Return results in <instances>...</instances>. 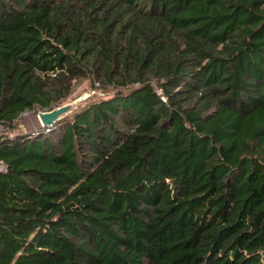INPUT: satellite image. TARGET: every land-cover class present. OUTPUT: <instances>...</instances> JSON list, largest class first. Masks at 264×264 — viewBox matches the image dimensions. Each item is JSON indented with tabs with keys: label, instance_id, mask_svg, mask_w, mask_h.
Returning a JSON list of instances; mask_svg holds the SVG:
<instances>
[{
	"label": "trees",
	"instance_id": "trees-1",
	"mask_svg": "<svg viewBox=\"0 0 264 264\" xmlns=\"http://www.w3.org/2000/svg\"><path fill=\"white\" fill-rule=\"evenodd\" d=\"M0 164V264H264V0H0Z\"/></svg>",
	"mask_w": 264,
	"mask_h": 264
},
{
	"label": "rangeland",
	"instance_id": "rangeland-1",
	"mask_svg": "<svg viewBox=\"0 0 264 264\" xmlns=\"http://www.w3.org/2000/svg\"><path fill=\"white\" fill-rule=\"evenodd\" d=\"M92 93H93V90L88 89V83L86 81H84L74 89L73 93L63 103L74 101L75 102L74 109H75L78 106V104L82 103L83 100L87 96H89V94H92ZM63 103H61V104H63ZM39 111H41V110H39ZM70 112H68V113H70ZM37 113H38V111L36 112V111H31V110H27V111L23 112L21 114V117H19L17 119V127L14 129L13 133L14 134H17V133H20V134L35 133V134H38L41 131L46 132V129H45L46 127L42 126L41 123L39 122Z\"/></svg>",
	"mask_w": 264,
	"mask_h": 264
},
{
	"label": "water",
	"instance_id": "water-1",
	"mask_svg": "<svg viewBox=\"0 0 264 264\" xmlns=\"http://www.w3.org/2000/svg\"><path fill=\"white\" fill-rule=\"evenodd\" d=\"M75 102H66L49 110L38 111L37 116L42 126L49 127L70 111H73Z\"/></svg>",
	"mask_w": 264,
	"mask_h": 264
},
{
	"label": "built area",
	"instance_id": "built-area-1",
	"mask_svg": "<svg viewBox=\"0 0 264 264\" xmlns=\"http://www.w3.org/2000/svg\"><path fill=\"white\" fill-rule=\"evenodd\" d=\"M48 131V127L45 128ZM0 170H3V166L0 164Z\"/></svg>",
	"mask_w": 264,
	"mask_h": 264
}]
</instances>
